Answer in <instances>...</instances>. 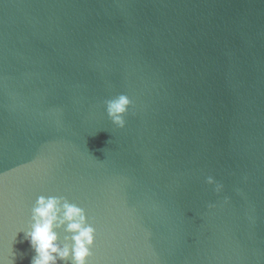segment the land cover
Instances as JSON below:
<instances>
[{
    "label": "water",
    "instance_id": "water-1",
    "mask_svg": "<svg viewBox=\"0 0 264 264\" xmlns=\"http://www.w3.org/2000/svg\"><path fill=\"white\" fill-rule=\"evenodd\" d=\"M118 94L123 128L104 106ZM38 195L85 209L88 264H264V0H0L14 264L34 255Z\"/></svg>",
    "mask_w": 264,
    "mask_h": 264
},
{
    "label": "clouds",
    "instance_id": "clouds-1",
    "mask_svg": "<svg viewBox=\"0 0 264 264\" xmlns=\"http://www.w3.org/2000/svg\"><path fill=\"white\" fill-rule=\"evenodd\" d=\"M131 104L126 94H118L104 101L107 117L112 124L124 127V117ZM205 183L213 185L216 193H220L224 187L211 175L205 177ZM207 206L215 207L212 203ZM58 229L69 234L63 237L64 243L60 242ZM22 231L34 252L30 264H88L87 257L91 255L90 248L96 230L89 222L85 209L66 197L38 195L30 210L28 226ZM0 264H14V261L12 258L5 260L0 257Z\"/></svg>",
    "mask_w": 264,
    "mask_h": 264
}]
</instances>
